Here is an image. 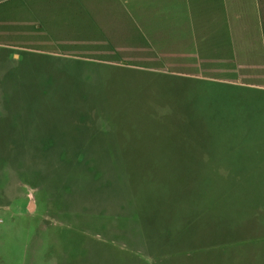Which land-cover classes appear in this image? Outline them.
Listing matches in <instances>:
<instances>
[{
  "label": "rangeland",
  "instance_id": "1",
  "mask_svg": "<svg viewBox=\"0 0 264 264\" xmlns=\"http://www.w3.org/2000/svg\"><path fill=\"white\" fill-rule=\"evenodd\" d=\"M19 54L15 63L0 54V114H10L0 120V264H132L114 206L66 199L59 212L49 201L55 141L77 135L101 153L131 146L138 165L219 169L227 182L239 168L264 169V88L229 74ZM105 197L131 200L116 187Z\"/></svg>",
  "mask_w": 264,
  "mask_h": 264
},
{
  "label": "crops",
  "instance_id": "2",
  "mask_svg": "<svg viewBox=\"0 0 264 264\" xmlns=\"http://www.w3.org/2000/svg\"><path fill=\"white\" fill-rule=\"evenodd\" d=\"M20 52L264 88V0H0V54Z\"/></svg>",
  "mask_w": 264,
  "mask_h": 264
},
{
  "label": "trees",
  "instance_id": "3",
  "mask_svg": "<svg viewBox=\"0 0 264 264\" xmlns=\"http://www.w3.org/2000/svg\"><path fill=\"white\" fill-rule=\"evenodd\" d=\"M75 138L72 145L55 141L48 150L56 163L49 201L59 212L66 211V199L98 198L114 206L122 219L115 231L121 245L132 247V264H264L263 168L226 173L234 178L227 182L219 169L138 165L131 146L101 153ZM115 187L131 200L107 199ZM124 223L132 229H123Z\"/></svg>",
  "mask_w": 264,
  "mask_h": 264
}]
</instances>
